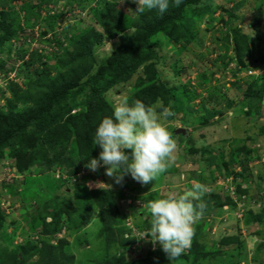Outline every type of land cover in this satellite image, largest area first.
Listing matches in <instances>:
<instances>
[{"label":"rangeland","instance_id":"rangeland-1","mask_svg":"<svg viewBox=\"0 0 264 264\" xmlns=\"http://www.w3.org/2000/svg\"><path fill=\"white\" fill-rule=\"evenodd\" d=\"M104 2H109L122 11L125 17L134 16L137 7L132 0L9 2L10 6L6 8L11 7L19 14L17 29L20 33L0 45V60L6 62L8 68H12L0 75V108L5 105L4 97L8 98L11 94L5 88L8 82H12V91L24 88V73L35 77L33 67L42 69V64L51 67L55 57L60 54V47H66L68 39L86 28H93L102 34L100 44L95 45L92 51L97 64L106 62L118 45L119 36L106 35L103 27L95 20L92 9L101 8ZM200 6L207 7V10L194 22L196 38L193 43L183 46L161 35L153 40L158 44L153 45L158 56L156 69L174 96V101L165 107L171 105L175 115L164 121V126L172 133V138L177 143L173 166L146 186L134 181L130 175L124 178L122 184H116L112 178L105 175L103 167L93 172L83 166L74 181L78 182L81 177L86 176L90 188L109 189L116 198L119 210L125 213L129 211L123 215L121 226L129 232L134 228L133 233L142 238L143 233L139 234L135 228H140L139 225L148 214L141 215L138 209L130 210L132 205H137L136 201L143 207L141 204L146 203L145 199L150 195L156 199L178 197L185 189H191L194 181L206 186L205 194L218 195L221 201H225L227 192L237 189L236 185L239 184L242 188L250 190L245 194V207L242 206L245 214L241 219L237 218L232 209L224 210L219 215L213 209L207 216L203 215L197 223L202 224L208 251L217 252L219 240L231 235L239 238L240 248H223L219 256L209 257L197 263L189 260L172 264H264V225L257 226L245 217L248 210L259 211L257 206L253 207L252 201L264 191V136L259 133L260 127L264 125V96L260 114L251 117L246 113L243 95L248 83L256 77L264 76V0H201ZM235 7L237 10H234ZM253 12H259L261 15V38L252 47V53L244 59L245 66H241L229 53L231 31L239 29L254 38V32L248 26ZM26 20H29V23H26ZM122 31L121 33L131 32L126 28ZM1 35L3 34L0 33ZM225 35L229 37L228 42L224 40ZM35 52L40 55L39 61H36L35 56L31 58ZM26 62H32V66H25ZM248 70L257 73L248 75ZM140 75L142 67L129 81L114 85L104 97L112 106L124 99L128 100L133 96L134 85ZM257 82L258 85H264V79ZM188 93L191 94L189 99L186 98ZM78 111L79 109L75 112ZM180 128L185 129L183 134L176 133ZM244 145L250 151L245 154V162L224 167L234 149ZM242 156L236 155L238 161H241ZM211 157H214L213 163L209 160ZM91 173H95L99 178L97 182L90 179ZM29 174L32 181L44 178L29 171L24 175ZM24 175L16 172L13 160H0V208L6 223L5 233L8 236L15 235L11 242L13 245H19L25 239L38 241L40 234V228L34 231L29 229V216L42 196L37 195L33 199L26 196L23 201L14 195L12 183H21ZM48 177L50 181L52 178ZM42 182L44 187L48 188V193L53 195H59L65 190L63 185L51 182L50 189L43 179ZM100 229L99 215L95 211L87 225L66 235L68 245L65 250L73 255L74 264H101L114 253L117 255L122 252H115L111 247L106 249L104 238L99 236ZM128 234L127 232L125 237ZM2 235L0 234V248L8 245L7 236ZM62 236L63 233L59 235ZM154 246L155 249L159 248L158 244L154 245L150 240H137L124 250V257L127 260L142 258L148 249L152 250ZM184 253L187 254L188 250Z\"/></svg>","mask_w":264,"mask_h":264},{"label":"trees","instance_id":"trees-1","mask_svg":"<svg viewBox=\"0 0 264 264\" xmlns=\"http://www.w3.org/2000/svg\"><path fill=\"white\" fill-rule=\"evenodd\" d=\"M10 1L0 0V33L3 34L0 36V45L20 33L17 29L19 14L11 7L6 8L10 6ZM200 3L201 0H182L180 6L176 7L170 0V7L162 16L153 10L143 14L135 12L134 16L125 17L122 11L109 2H104L101 8L92 9L95 20L103 27L106 35L119 36L118 45L105 63L97 64L92 51L95 45L100 44L102 34L93 28H86L68 39L66 47H60V54L55 57L51 67L44 64L42 69L33 67L35 77L24 73V88L12 91V82L5 85L11 94L8 98L4 97L5 105L0 108V160H13L16 172L22 175L29 171L44 178L32 181L29 174L24 175L21 183H12L14 195L22 200L26 196L29 199L42 196L29 216V229L34 231L40 228V234L38 241L25 239L19 245H13L11 242L15 235L8 236L5 233L6 223L0 208V234L7 236L8 244L0 248V264H74L73 255L65 250L68 245L66 235L87 225L95 211L98 212L101 224L99 236L104 238L106 249L111 247L115 252L122 251L117 255L114 253L101 264H172L189 260L197 263L219 256L223 248H240L239 238L231 235L219 240L217 252L208 251L202 224L196 223L193 226L195 236L192 246L178 260L169 261L159 244L158 249L149 248L142 258L127 260L124 250L142 239L140 235L133 233L134 228L129 232L121 226L123 215L129 211L125 213L119 210L116 198L109 189L90 188L86 176L81 177L78 182L74 181L88 160L99 156L101 149L95 146L93 138L102 119L112 115L113 106L104 95L114 85L129 81L142 67V75L136 79L135 91L128 98L129 103L139 99L146 105H153L160 99L165 106L174 101L171 90L156 69L158 56L153 45L158 44L153 40L161 35L175 44L186 46L193 43L196 38L194 22L207 10ZM253 13L248 26L254 32V38L239 29L231 31L229 53L241 66H245L244 59L252 53V47L261 38V15L259 12ZM125 28L131 32L121 33ZM228 39L225 35V42ZM34 56L36 61L40 60L37 52L31 58ZM25 66L31 67L32 62H26ZM7 70L12 68H8L6 62L0 60V75ZM260 79H264V76L256 77L248 83L243 92L246 113L251 117L260 114L263 103L264 85L257 84ZM190 96L188 93L186 98L189 99ZM259 133L264 136V125L260 127ZM249 152L245 145L234 149L228 163L223 166L228 168V165L236 166L237 162H245V154ZM208 154L212 155L211 152ZM236 155H243L241 161H238ZM209 160L213 163L214 157ZM56 172H59L57 178L54 176ZM48 176L52 178L50 181ZM89 176L93 182L99 180L95 173ZM42 179L50 189L51 182L63 185L64 192L59 195L48 193ZM236 188L239 194H248L250 191L239 184ZM150 199L156 197L150 195L145 200ZM225 199L221 201L218 195L204 194L203 201L207 207L203 215L207 216L213 209L219 215L223 212L224 205L234 209V202L229 197ZM137 209L136 205L130 207L131 211ZM138 213L148 214L139 225L140 228H135L140 234L150 227L151 216L143 209H138ZM246 213L247 220L257 226L264 225V209L257 212L248 210ZM127 232L129 234L125 237ZM61 233L64 236L59 237Z\"/></svg>","mask_w":264,"mask_h":264},{"label":"clouds","instance_id":"clouds-1","mask_svg":"<svg viewBox=\"0 0 264 264\" xmlns=\"http://www.w3.org/2000/svg\"><path fill=\"white\" fill-rule=\"evenodd\" d=\"M132 2L139 14L156 10L162 16L170 7V0ZM171 3L179 7L182 0H171ZM174 115L171 105L165 107L160 99L153 105L139 99L131 103L124 99L115 104L112 115L105 116L95 131L93 143L101 149L99 156L90 158L85 167L93 172L105 168V175L116 184H122L129 175L142 186L156 181L175 161L177 143L164 126V121ZM206 191L205 185L194 181L192 188L185 189L178 197L149 200L143 207L136 205L151 216L150 227L142 239L159 244L169 261L178 260L192 246L193 226L207 207L203 201Z\"/></svg>","mask_w":264,"mask_h":264},{"label":"built area","instance_id":"built-area-1","mask_svg":"<svg viewBox=\"0 0 264 264\" xmlns=\"http://www.w3.org/2000/svg\"><path fill=\"white\" fill-rule=\"evenodd\" d=\"M247 73H248V75H253V74H256L257 72L248 70ZM55 177L56 178L59 177V172L55 173ZM227 193H228L227 197H229L234 202L235 207L233 209L232 207H229L228 205H224L222 207L223 210L232 209V210L235 211V214H237V218L241 219L242 216H244V214H245V209L242 208L243 205L245 207V203H246L245 194H239L237 192V189H231ZM236 194H239V195H236ZM252 202H253L252 205H253L254 208L257 206L259 210L264 209V191L262 193L258 194L257 198L255 200H253ZM136 204L139 206V203H137V201H136ZM127 225H129V224L127 223ZM154 249H155V246H154Z\"/></svg>","mask_w":264,"mask_h":264},{"label":"water","instance_id":"water-1","mask_svg":"<svg viewBox=\"0 0 264 264\" xmlns=\"http://www.w3.org/2000/svg\"><path fill=\"white\" fill-rule=\"evenodd\" d=\"M184 131H185V130H184L183 128H180V129H178V130L176 131V133H182V134H183Z\"/></svg>","mask_w":264,"mask_h":264}]
</instances>
